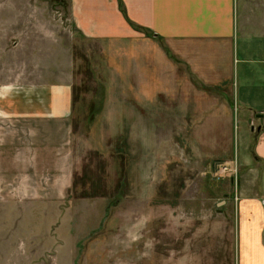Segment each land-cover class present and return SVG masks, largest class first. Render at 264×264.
<instances>
[{"label": "rangeland", "instance_id": "1", "mask_svg": "<svg viewBox=\"0 0 264 264\" xmlns=\"http://www.w3.org/2000/svg\"><path fill=\"white\" fill-rule=\"evenodd\" d=\"M15 2L11 17L41 24L24 35L13 25L21 47L9 62L0 55L1 74L41 62V74L59 65L65 77L73 67L75 106L41 125L0 118V264H245L240 205L264 192L262 166L240 161L245 137L236 132L240 159H219L228 136L185 135L184 121L152 118L135 96L133 63L118 53L139 41L83 37L64 0Z\"/></svg>", "mask_w": 264, "mask_h": 264}, {"label": "crops", "instance_id": "2", "mask_svg": "<svg viewBox=\"0 0 264 264\" xmlns=\"http://www.w3.org/2000/svg\"><path fill=\"white\" fill-rule=\"evenodd\" d=\"M64 1L83 37L142 45L118 55L126 68L133 63L135 96L144 109L149 104L156 115L184 121L185 135L228 136L229 153L219 159H240L235 135L241 133L250 147L240 161L262 166L259 188L264 191V0ZM15 6V0H0V55L8 62L21 47L12 39L22 37L8 35L15 32L13 25H24L17 30L24 35L32 33L27 23L41 24L39 16L11 17ZM55 67L48 76L41 74V62L0 72V118L38 125L69 118L75 106V68L63 77L61 66ZM250 195L240 205V243L248 249L245 264H264V192Z\"/></svg>", "mask_w": 264, "mask_h": 264}, {"label": "built area", "instance_id": "3", "mask_svg": "<svg viewBox=\"0 0 264 264\" xmlns=\"http://www.w3.org/2000/svg\"><path fill=\"white\" fill-rule=\"evenodd\" d=\"M228 172H231V169L228 166H223L219 171V176L222 177V174L225 176Z\"/></svg>", "mask_w": 264, "mask_h": 264}, {"label": "trees", "instance_id": "4", "mask_svg": "<svg viewBox=\"0 0 264 264\" xmlns=\"http://www.w3.org/2000/svg\"><path fill=\"white\" fill-rule=\"evenodd\" d=\"M61 4H63V0H58ZM136 29H138V30H143V28L142 27H136ZM145 34L146 35H150V33H148V32H145Z\"/></svg>", "mask_w": 264, "mask_h": 264}]
</instances>
